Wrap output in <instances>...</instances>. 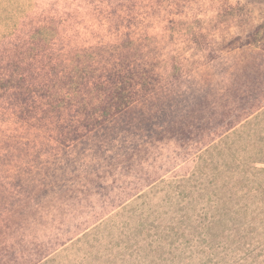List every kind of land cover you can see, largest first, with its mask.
I'll use <instances>...</instances> for the list:
<instances>
[{
  "label": "rangeland",
  "instance_id": "374dc122",
  "mask_svg": "<svg viewBox=\"0 0 264 264\" xmlns=\"http://www.w3.org/2000/svg\"><path fill=\"white\" fill-rule=\"evenodd\" d=\"M245 94L264 0H0V264H264Z\"/></svg>",
  "mask_w": 264,
  "mask_h": 264
},
{
  "label": "trees",
  "instance_id": "16d2710c",
  "mask_svg": "<svg viewBox=\"0 0 264 264\" xmlns=\"http://www.w3.org/2000/svg\"><path fill=\"white\" fill-rule=\"evenodd\" d=\"M252 96L253 95H251V94H245L244 96H242L241 99H240L241 107H239L234 112L231 111L232 114H231V112H228L227 113V117L229 118V120L227 119L228 120L227 121L228 125H226L225 127L223 126L222 131L220 133L216 132L218 135L228 134L232 130H235V128L238 125H240L242 122L248 120L250 117H252L255 113H258L263 108L264 104H262V103H260V105L258 107L256 106V102L258 103L259 99H258V97H252ZM253 101L255 103V107H253L252 109H250L248 105L251 104ZM254 110H256V111H254ZM223 122H225V121H223ZM249 209H250V207H248V210ZM230 210L235 215H239V213H242V214H245L246 213L245 216H248V212H246V210H247L246 207H240L238 209V211H237L236 208H235V206H233V207L230 208ZM242 225L249 226L248 224H245V223H242ZM66 243L63 242V244L61 245V247L64 246Z\"/></svg>",
  "mask_w": 264,
  "mask_h": 264
}]
</instances>
